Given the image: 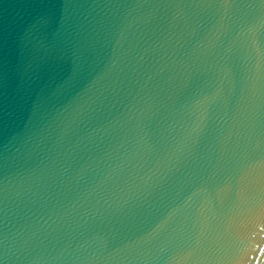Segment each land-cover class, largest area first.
Listing matches in <instances>:
<instances>
[{"label": "water", "instance_id": "water-1", "mask_svg": "<svg viewBox=\"0 0 264 264\" xmlns=\"http://www.w3.org/2000/svg\"><path fill=\"white\" fill-rule=\"evenodd\" d=\"M264 0H0V264H263Z\"/></svg>", "mask_w": 264, "mask_h": 264}, {"label": "bare ground", "instance_id": "bare-ground-1", "mask_svg": "<svg viewBox=\"0 0 264 264\" xmlns=\"http://www.w3.org/2000/svg\"><path fill=\"white\" fill-rule=\"evenodd\" d=\"M263 264H264V262H263Z\"/></svg>", "mask_w": 264, "mask_h": 264}]
</instances>
